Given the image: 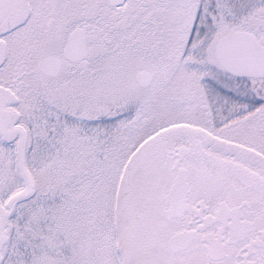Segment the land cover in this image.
Segmentation results:
<instances>
[{
    "label": "snow or ice",
    "instance_id": "6c2138e0",
    "mask_svg": "<svg viewBox=\"0 0 264 264\" xmlns=\"http://www.w3.org/2000/svg\"><path fill=\"white\" fill-rule=\"evenodd\" d=\"M0 264H264V0H0Z\"/></svg>",
    "mask_w": 264,
    "mask_h": 264
}]
</instances>
